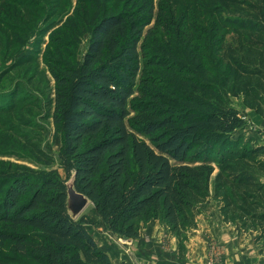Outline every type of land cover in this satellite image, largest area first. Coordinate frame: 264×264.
<instances>
[{"label":"trees","instance_id":"1","mask_svg":"<svg viewBox=\"0 0 264 264\" xmlns=\"http://www.w3.org/2000/svg\"><path fill=\"white\" fill-rule=\"evenodd\" d=\"M194 5L165 18L158 9L155 25L173 43L149 51L154 0L113 12L94 1L82 60L63 54L49 66L57 156L33 145L31 161L46 169L0 163V247L20 259L0 264H113L87 226L137 240L140 221L153 219L180 241L208 199L264 253V145L243 134L246 114L230 104L241 97L264 118V0ZM72 175L91 202L75 220Z\"/></svg>","mask_w":264,"mask_h":264},{"label":"rangeland","instance_id":"2","mask_svg":"<svg viewBox=\"0 0 264 264\" xmlns=\"http://www.w3.org/2000/svg\"><path fill=\"white\" fill-rule=\"evenodd\" d=\"M94 1L0 0V163L46 169L31 161L35 158L33 145L48 148L57 156L62 139L51 119L54 80L49 66L63 54L73 61L82 60L89 40L85 29L94 12ZM98 1L106 12L119 10L125 2ZM198 1L154 0L153 22L143 32L146 50L173 43L168 33L155 25L160 7L161 18H165L172 12L181 14ZM230 104L245 110L241 97L231 98ZM245 114L248 128L243 134L264 138V129L257 131L253 127L256 114ZM58 172L65 177L61 169ZM218 208L219 204L212 199L196 205V228L180 241L159 220L153 219L141 220L140 232L155 225V230L162 234L159 242L143 236L135 245V240L107 233L106 236L96 227L87 228L99 243L105 239L121 250L112 252L113 261L125 258L133 264H264V253L254 244V235L223 223ZM90 209L91 206L87 207L84 214H90ZM0 229L4 226L0 225ZM0 255L20 260L9 243L0 247Z\"/></svg>","mask_w":264,"mask_h":264},{"label":"crops","instance_id":"3","mask_svg":"<svg viewBox=\"0 0 264 264\" xmlns=\"http://www.w3.org/2000/svg\"><path fill=\"white\" fill-rule=\"evenodd\" d=\"M242 111L244 110V109H241ZM247 114L250 112V113H252L253 111L252 110H248V109H246L245 108V110H244ZM249 111V112H248ZM254 120L255 121H257V122H254L253 124H254V128L257 130V131H259V130H263L264 129V118L263 117H260V116H258L257 114H256V116H255V118H254ZM250 137H253L258 143H261V144H263L264 145V138H256V137H254V136H250ZM88 227V226H87ZM86 227V228H87ZM93 227V226H92ZM97 228V230L98 231H102V229L100 228V227H96ZM151 228H153L152 230H150ZM156 229V226L154 225V227L152 226V227H148L147 229H143L142 230V233L140 232V239L141 238H143V236H147V237H149L150 239L152 238L153 240L154 239H156L157 240V242H159L161 239H162V234H161V231H157V230H155ZM87 230H88V228H87ZM103 232V231H102ZM103 234L104 235H106V236H108L105 232H103ZM139 239V238H138ZM137 239V240H138ZM96 241V243H97V245H98V247L101 249V250H103L104 252H106L107 254H108V256L110 257V260H111V262L113 261L112 260V257H111V254H112V252H117V251H121L120 249H118V247H116L114 244H111L109 241H106L105 239H104V243H99V241L98 240H95ZM139 241V240H138ZM131 243H133L132 241H131ZM137 242H136V240H135V245H137L136 244ZM121 254H123V253H121ZM121 256V255H120ZM120 261H125L127 264H133V263H131V262H129L127 259H125V258H118V259H116L115 261H113L112 263L113 264H115V263H118V262H120Z\"/></svg>","mask_w":264,"mask_h":264},{"label":"water","instance_id":"4","mask_svg":"<svg viewBox=\"0 0 264 264\" xmlns=\"http://www.w3.org/2000/svg\"><path fill=\"white\" fill-rule=\"evenodd\" d=\"M74 175L66 182V209L72 219H77L84 214L87 207L91 206L90 200L83 194L76 191L74 186Z\"/></svg>","mask_w":264,"mask_h":264},{"label":"bare ground","instance_id":"5","mask_svg":"<svg viewBox=\"0 0 264 264\" xmlns=\"http://www.w3.org/2000/svg\"><path fill=\"white\" fill-rule=\"evenodd\" d=\"M221 241V240H220ZM222 242V241H221Z\"/></svg>","mask_w":264,"mask_h":264}]
</instances>
